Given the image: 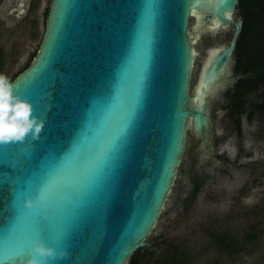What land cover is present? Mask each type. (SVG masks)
<instances>
[{
    "label": "water",
    "instance_id": "1",
    "mask_svg": "<svg viewBox=\"0 0 264 264\" xmlns=\"http://www.w3.org/2000/svg\"><path fill=\"white\" fill-rule=\"evenodd\" d=\"M237 4L49 1L36 54L11 82L44 128L0 145V264H129L148 247L188 133L198 159L219 165L209 109L243 78L233 76ZM223 30L191 91L197 35ZM37 242L57 258L37 257Z\"/></svg>",
    "mask_w": 264,
    "mask_h": 264
},
{
    "label": "rangeland",
    "instance_id": "2",
    "mask_svg": "<svg viewBox=\"0 0 264 264\" xmlns=\"http://www.w3.org/2000/svg\"><path fill=\"white\" fill-rule=\"evenodd\" d=\"M48 1L42 0L30 18L0 15V74L9 80L36 54ZM9 7L6 4L4 10ZM230 34L223 30L197 35L191 91L208 51L226 45ZM217 96L211 100L209 112L216 151L225 161L217 167L204 157L198 160L194 137L188 133L173 194L146 239L154 254H141V264H162L174 253L185 264H264V116L254 115L249 121L244 114L238 135L224 108L223 91ZM256 99L254 93L248 97L247 110ZM195 180L202 185L194 201L186 202ZM223 236L233 239L227 250L217 244V238Z\"/></svg>",
    "mask_w": 264,
    "mask_h": 264
},
{
    "label": "trees",
    "instance_id": "3",
    "mask_svg": "<svg viewBox=\"0 0 264 264\" xmlns=\"http://www.w3.org/2000/svg\"><path fill=\"white\" fill-rule=\"evenodd\" d=\"M236 10L238 18L242 20V30L234 51L233 74L241 75L243 78L225 93L224 108L230 119L234 121L239 135L244 114L249 121L254 115L264 116V0H238ZM30 63L31 61L14 75L10 82ZM252 93L257 95V99L251 102L247 110V99ZM201 185L195 183L194 190L187 197L189 201L186 202L194 201ZM232 243V238L229 239L226 236L217 238V244L222 249L227 250ZM144 253L154 254L148 247L140 249L132 255L129 264H141L140 255ZM162 264H185V259L174 253L171 257L164 259Z\"/></svg>",
    "mask_w": 264,
    "mask_h": 264
},
{
    "label": "clouds",
    "instance_id": "4",
    "mask_svg": "<svg viewBox=\"0 0 264 264\" xmlns=\"http://www.w3.org/2000/svg\"><path fill=\"white\" fill-rule=\"evenodd\" d=\"M43 128L44 122L34 115L33 106L17 96L8 77L0 74V145L23 143L29 135L39 140ZM25 206L32 208L34 205L28 200ZM32 250L37 257L45 260L57 258L56 250L42 242L35 243ZM59 257L66 258L67 253H59ZM29 264H38V261L33 259Z\"/></svg>",
    "mask_w": 264,
    "mask_h": 264
},
{
    "label": "flooded vegetation",
    "instance_id": "5",
    "mask_svg": "<svg viewBox=\"0 0 264 264\" xmlns=\"http://www.w3.org/2000/svg\"><path fill=\"white\" fill-rule=\"evenodd\" d=\"M49 1H48V5H49ZM4 2H5V4H3ZM41 3H42V0H0V15L2 14L5 16H13L14 18H18V17L30 18V15L34 11L39 9V7L41 6ZM6 4H7V6H10L7 11L4 10V7ZM48 5L46 6V11L43 13L44 16H46V14H47ZM44 22H45V20H44ZM233 76H236V75L233 74ZM232 87H233V85H232ZM232 87H228L223 91V94H224L223 97L224 98L222 97V100H225V93L227 92L228 89H230ZM215 144H217V141L214 140V137H213V146H214V151H215V158L219 162V165H217V167H220L223 164V162L225 161V156L217 153ZM196 147H197V145H196ZM195 153L198 155V158H199L200 157L199 153H197V152H195ZM211 164L213 165L212 161H211ZM195 183L199 184L200 182L196 181ZM195 183L192 184L191 191L194 190Z\"/></svg>",
    "mask_w": 264,
    "mask_h": 264
},
{
    "label": "snow or ice",
    "instance_id": "6",
    "mask_svg": "<svg viewBox=\"0 0 264 264\" xmlns=\"http://www.w3.org/2000/svg\"><path fill=\"white\" fill-rule=\"evenodd\" d=\"M34 208V206L32 207V208H27L29 211H31L32 209ZM29 250H31V249H29Z\"/></svg>",
    "mask_w": 264,
    "mask_h": 264
}]
</instances>
